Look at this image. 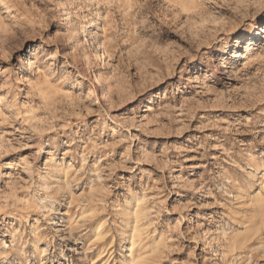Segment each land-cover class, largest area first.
<instances>
[{
    "label": "rangeland",
    "instance_id": "obj_1",
    "mask_svg": "<svg viewBox=\"0 0 264 264\" xmlns=\"http://www.w3.org/2000/svg\"><path fill=\"white\" fill-rule=\"evenodd\" d=\"M92 11L102 59L68 34ZM261 27L264 0H0V264H264Z\"/></svg>",
    "mask_w": 264,
    "mask_h": 264
},
{
    "label": "bare ground",
    "instance_id": "obj_2",
    "mask_svg": "<svg viewBox=\"0 0 264 264\" xmlns=\"http://www.w3.org/2000/svg\"><path fill=\"white\" fill-rule=\"evenodd\" d=\"M99 20V14L95 11H92V14L89 18L78 15L76 16V23L69 29L68 34L71 38L74 37V43L77 48H84L85 46H87L88 48H90V50H95L96 52L98 51L100 59H102L104 56V52H102L101 44L97 39ZM261 30L262 33H264V27H261ZM256 32L257 31H254L253 33L256 35ZM250 47V44H248L245 51H250ZM82 56L85 57L84 52H82Z\"/></svg>",
    "mask_w": 264,
    "mask_h": 264
}]
</instances>
